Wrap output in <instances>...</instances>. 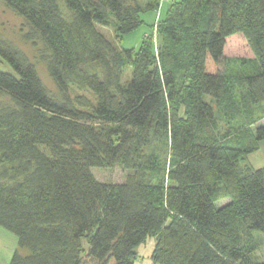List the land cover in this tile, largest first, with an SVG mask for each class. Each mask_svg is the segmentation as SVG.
<instances>
[{
    "label": "trees",
    "instance_id": "16d2710c",
    "mask_svg": "<svg viewBox=\"0 0 264 264\" xmlns=\"http://www.w3.org/2000/svg\"><path fill=\"white\" fill-rule=\"evenodd\" d=\"M0 1L29 25L26 41L43 42L59 93L0 37L16 74L0 70L11 102L0 104V163L13 165V181L0 180V226L26 250L9 264H134L148 237L152 264H264L246 253L248 232L264 234V167L243 164L264 140V123L245 129L264 106V0ZM162 8L155 33L153 22L137 49L118 48ZM109 25L113 41L98 28ZM224 58L253 61L234 76V102ZM205 97L227 116L224 136ZM163 139L166 171L149 150ZM118 164L132 170L121 183L91 171Z\"/></svg>",
    "mask_w": 264,
    "mask_h": 264
},
{
    "label": "rangeland",
    "instance_id": "374dc122",
    "mask_svg": "<svg viewBox=\"0 0 264 264\" xmlns=\"http://www.w3.org/2000/svg\"><path fill=\"white\" fill-rule=\"evenodd\" d=\"M141 4L144 5L145 0H138ZM60 8L64 15H67L69 12L63 6V3L60 2ZM161 3H165L164 0H161ZM160 3V4H161ZM165 5H163L164 7ZM164 8L158 9L152 13L145 14L143 16L145 22L136 30L124 35L120 42L117 43L119 49H137L140 45L141 38L144 33H148L150 28L148 25H151L154 22L153 31L155 33V26L157 24L158 18L162 16ZM101 33L110 41L114 40V28L112 25L107 27L98 26ZM29 32V25L24 20L23 17L18 15L14 10L9 8L4 2L0 1V37L4 40L11 43L15 48L23 52L28 59L35 65L36 71L43 85L47 90L52 94L58 96V89L48 74L46 64L42 60V55L45 54V47L41 40L37 39L35 41H26L24 39L25 34ZM154 53L155 57L157 55V45L158 41L155 38L154 34ZM250 61V62H249ZM251 60H236L232 58H224L221 60L220 71L225 76L226 80L229 81V91L232 95V101H236L239 98V93L242 92V86L239 84L234 76L237 77L243 74L244 67H251ZM0 70L16 75L14 70L0 57ZM131 77V69L127 67L121 77V84L125 85ZM83 93V92H82ZM83 94L90 96L88 93L84 92ZM205 100L212 103L215 108L217 116L218 129L217 133L222 136L227 133L229 127L227 125V116L223 117V109L218 102L205 97ZM0 104L7 106L11 105V102L8 97L0 95ZM255 120L252 123H247L245 129L250 130V128H255L256 126L264 123V106L261 109L255 110ZM226 119V120H225ZM233 122L231 121V123ZM167 143V144H166ZM168 148L169 143L166 139L163 140H154L153 145L149 150H154L156 153L160 154L161 157H166V163L164 165L165 171L168 169ZM160 157V158H161ZM248 163L254 168H263L264 167V140L260 142L259 149L251 153L243 164ZM10 163H0V180L3 182H12L10 175L12 174V167ZM94 177L104 183H121L124 182L126 177L132 173V170L124 167L121 164L112 166V167H94L91 169ZM226 200H219L218 205H222ZM248 241L246 246V253L257 262H264V234L258 231L248 232ZM155 240L148 237L144 243L140 244L135 248V258L134 264H152L151 253L154 248ZM85 246V244H84ZM19 250L21 254H25L26 250L19 249L17 244V237L12 232L4 229L0 226V264H9L12 254L15 250ZM80 264H88L84 259L81 260Z\"/></svg>",
    "mask_w": 264,
    "mask_h": 264
}]
</instances>
